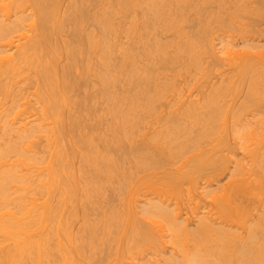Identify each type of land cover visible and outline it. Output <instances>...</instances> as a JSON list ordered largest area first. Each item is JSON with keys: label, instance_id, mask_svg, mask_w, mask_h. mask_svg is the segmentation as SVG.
<instances>
[{"label": "bare ground", "instance_id": "6f19581e", "mask_svg": "<svg viewBox=\"0 0 264 264\" xmlns=\"http://www.w3.org/2000/svg\"><path fill=\"white\" fill-rule=\"evenodd\" d=\"M0 264H264V0H0Z\"/></svg>", "mask_w": 264, "mask_h": 264}, {"label": "rangeland", "instance_id": "374dc122", "mask_svg": "<svg viewBox=\"0 0 264 264\" xmlns=\"http://www.w3.org/2000/svg\"><path fill=\"white\" fill-rule=\"evenodd\" d=\"M261 25L263 26V24H261ZM261 25H260V26H261ZM262 26H261V27H262Z\"/></svg>", "mask_w": 264, "mask_h": 264}]
</instances>
